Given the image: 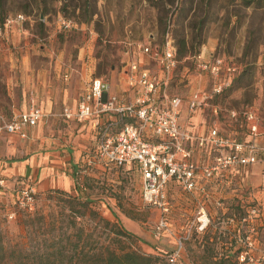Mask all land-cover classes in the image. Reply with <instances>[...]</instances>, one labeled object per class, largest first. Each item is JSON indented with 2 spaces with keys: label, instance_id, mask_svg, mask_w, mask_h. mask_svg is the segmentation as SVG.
<instances>
[{
  "label": "rangeland",
  "instance_id": "374dc122",
  "mask_svg": "<svg viewBox=\"0 0 264 264\" xmlns=\"http://www.w3.org/2000/svg\"><path fill=\"white\" fill-rule=\"evenodd\" d=\"M18 13L28 16L25 30L20 32L30 40L29 68L52 69V58L44 49L51 44L59 49L64 46L70 57L77 58L86 31V39L90 35L94 39L93 76L112 84L121 69L124 41L151 40L153 45H162L169 35L180 62L167 91L171 96L185 97L202 88L211 91L214 84L209 73L198 70L195 55L213 53L233 59L242 71L214 97L213 104L229 110L253 106L264 123V0H0V24ZM63 19L71 27L65 28ZM51 35L54 43L49 41ZM22 49L21 38L15 43L5 41L0 48V115L6 119L19 114L24 94L18 67ZM205 115L215 118L211 109ZM51 116L46 114L40 125L43 136L33 141L30 150L26 145L25 152L58 151L60 156L55 159L62 164L60 171L73 185L71 189L56 186L38 193L31 211L21 208L12 195L9 201H0V264H39V253L54 238L71 235L75 240L82 228L85 238L92 233L96 246H123L156 255L157 264H167L168 254L180 240L181 264H248V259L241 261L242 252L264 264V182L257 186V199L251 192L244 207L229 205L231 219L225 221V227L218 218L221 212L212 217L203 198L196 200L194 191L205 195L203 187L190 191L174 186L165 226L161 211L144 200L138 171L117 169L100 159L99 140L77 122L65 120L64 115H58L61 121L50 129ZM219 119L223 121L221 114ZM0 136L10 138L3 129ZM9 150H0V167L4 169L27 156L16 146ZM27 180L19 178L16 188ZM86 200L91 201L88 206L83 204ZM118 230L133 236L118 235ZM63 264H69V257Z\"/></svg>",
  "mask_w": 264,
  "mask_h": 264
},
{
  "label": "built area",
  "instance_id": "2783aa9c",
  "mask_svg": "<svg viewBox=\"0 0 264 264\" xmlns=\"http://www.w3.org/2000/svg\"><path fill=\"white\" fill-rule=\"evenodd\" d=\"M27 16L18 13L8 16L4 25H0V36L16 28L25 30ZM65 28L71 23L62 20ZM126 54L130 55L136 47L147 54L159 68L153 72L149 68L141 67L136 60H129L128 84L136 88L137 96L134 101L127 103L117 95H111L106 100L109 85L101 79H93L82 93L76 109L65 108L63 115L69 119L84 121L96 119L99 133L97 156L110 164L124 166L135 164L142 178V194L147 204L161 211V223L167 225L170 217L171 204L167 196L166 187L170 180L177 181L183 189L196 190L199 188L197 177L213 179L223 169L233 170L238 166L264 161V147L253 141L234 140L224 135L217 125L210 130L208 136H194L190 129L181 123L182 107L186 104L189 113L210 107L214 97L228 87L232 79L238 76L241 65L233 59L222 56L205 58L203 54L195 55L198 70L209 73L214 84L211 91H193L189 96H170L167 85L172 73L179 64L173 39L168 35L162 45L145 44L141 41L126 42ZM164 98L167 102L160 103ZM115 112L120 114L116 123H103V114ZM249 133L252 137L260 134V124L251 106L242 110ZM237 116V112H232ZM46 114L37 105H33L27 112L16 114L12 119L0 115L2 125L0 130L6 133H19L25 137L26 126H36ZM127 117V118H126ZM129 119V120H127ZM120 124L118 132H114ZM197 141L199 146L211 143L219 149L218 155L209 165H199L192 160V149L186 146L187 141ZM5 186V180L0 177V187ZM37 190L34 186H26L18 196V204L25 210H33L37 202ZM12 214L10 217H12ZM183 249L180 240L175 250L167 256V264H179ZM247 253V252H246ZM242 252L241 261L248 264H258L257 259L246 257Z\"/></svg>",
  "mask_w": 264,
  "mask_h": 264
},
{
  "label": "crops",
  "instance_id": "0c3cea01",
  "mask_svg": "<svg viewBox=\"0 0 264 264\" xmlns=\"http://www.w3.org/2000/svg\"><path fill=\"white\" fill-rule=\"evenodd\" d=\"M41 20L43 22L46 21L43 17ZM85 34L86 31H84L85 41L83 45L79 47V53L77 55L78 59L76 57L75 59H73L74 57H70L64 46L63 49H59V47L54 48L52 44L50 45L51 48L44 46V49L48 52L49 57L52 58V69H48L49 71L47 69H39L36 65H32V67L29 68L27 59L30 48V40L26 34H22V32L13 28V30H9L3 36H0V48L4 47L5 41H12V43H15L17 38L24 40L25 49L20 50L21 60L18 64L24 93L21 98V104L18 111L19 114L27 112L33 105H37L45 114H52L48 125L50 126V129H53L54 126L61 121V117L58 115H63L65 108H77L82 93L85 92L88 84L93 79L98 78L103 80L100 77L93 76L95 71L94 60L92 57L94 39L91 35L86 39ZM49 41L53 43L55 42V40H53V35L49 37ZM131 41L139 42L138 40ZM141 42L145 44L152 43L151 40H144ZM126 50V42L124 41V57L121 61V69L117 71L118 76L116 81L111 84L103 80L109 85V90L108 93L105 94L104 100L111 95H117L123 102L130 103L136 98V88H132L128 84L129 72L127 71L129 68V60H136L141 67H146L153 72L160 73V70L156 66L155 62L152 61L147 54L141 52L136 47L132 49V53L130 55L126 54ZM22 51H25V53H21ZM212 54L213 53L207 56L204 55V57L209 58ZM39 58L40 57H38V59ZM76 62H80L81 65L78 66ZM174 72L172 73V76ZM202 74L207 73L202 72ZM160 75L164 76L162 73H160ZM205 89L206 88H202L196 91H206ZM192 92H190V94ZM165 102L167 101L164 98L160 101L162 104ZM251 107L255 111L260 124V134L257 137H252L250 135L248 123L241 113L245 107L242 109L229 110L212 103V105L207 109H203L195 113H189L186 104H184L182 107L181 123L184 127L190 129L192 134L197 137L208 136L214 125H217L224 135L229 136L234 140L253 141L257 145L264 146L263 118L259 116L257 109L253 106ZM210 109L215 118H208L205 115L206 110ZM232 112H237L238 115L233 116ZM220 114L223 116V121L219 119ZM63 117L65 118V116ZM119 118L120 114L108 112L103 114L100 120L103 123H116ZM67 119L82 125L83 129H86L88 134H92L93 138L99 140V133L95 118H89L84 121L69 118ZM43 120L44 118H42L36 126H26L24 128V132L26 133L25 137L21 136L19 133H7L10 138L0 136V150H4L6 148L9 150L10 148H14L16 146L21 155H27L17 161V163H12L13 165L10 163L6 169L0 167V177L5 180V186L0 187V201H9V195H12V197L17 199L16 201L18 202L19 193L26 186H34L38 193L56 186L63 189H71L73 181L67 174L60 171L62 164L60 163V160L55 159L56 156H60L58 151H41L37 153L27 152V154L25 152L26 145H28V149L30 150L33 141L43 136V130L40 126ZM120 128V124L116 125L114 132H118ZM41 145H44V143H41ZM186 146L192 149V160L199 165L211 164L219 152V149L209 142L204 146H199L195 140L187 141ZM33 147H35V145H33ZM1 157L2 155L0 154V159ZM112 165L117 169H134L139 172L138 167L135 164H126L124 166ZM21 177H27L28 182L25 183L24 181V185H22L23 187L17 189L16 183ZM197 181L198 185L206 190V193L205 195H201L199 192L194 191V194L197 196L196 200L200 201L201 197L203 198L201 201L205 203L206 208L212 217L215 212L217 214L221 212L218 218L221 220L222 227H225V221L228 222V220L231 219L229 205H233L236 208L244 207V203L250 198L249 194H251V192L254 193V196L257 199V186L264 182V163L257 162L238 166L233 170L223 169L215 178L209 180L205 179L202 175H199L197 177ZM174 186L182 189V186L177 181L173 179L170 180L166 187L169 201V194ZM217 204L218 206L216 207ZM231 210L236 211L234 208ZM201 211L203 212L204 208H202ZM233 215L235 216V213H233ZM177 244L178 242L173 250L176 249ZM179 264H181L180 259Z\"/></svg>",
  "mask_w": 264,
  "mask_h": 264
},
{
  "label": "trees",
  "instance_id": "16d2710c",
  "mask_svg": "<svg viewBox=\"0 0 264 264\" xmlns=\"http://www.w3.org/2000/svg\"><path fill=\"white\" fill-rule=\"evenodd\" d=\"M43 14L45 15V13ZM5 20L0 24L1 26L4 25ZM183 46L186 47V44L183 43ZM176 54L179 59L177 49ZM75 197L79 199L78 196ZM90 202V200H86L83 204L88 206ZM91 212L95 213L96 211L91 210ZM83 215L84 212H81L80 216ZM101 220L104 221L106 225L110 224V221L106 218L101 217ZM84 230V228L78 230L75 240L72 239L71 235L59 237L57 239L54 238V240L39 253V264H63L65 257H69V264H157L159 260V257L156 255L143 254L136 250L126 249L123 246L116 248H111L109 245L105 248L103 246H96L98 242L93 239L92 233L85 238ZM117 234L133 236V234L121 230H118ZM87 245L89 246L86 247Z\"/></svg>",
  "mask_w": 264,
  "mask_h": 264
},
{
  "label": "water",
  "instance_id": "95a60500",
  "mask_svg": "<svg viewBox=\"0 0 264 264\" xmlns=\"http://www.w3.org/2000/svg\"><path fill=\"white\" fill-rule=\"evenodd\" d=\"M43 17V16H42Z\"/></svg>",
  "mask_w": 264,
  "mask_h": 264
}]
</instances>
